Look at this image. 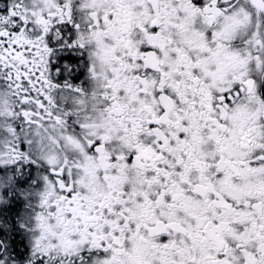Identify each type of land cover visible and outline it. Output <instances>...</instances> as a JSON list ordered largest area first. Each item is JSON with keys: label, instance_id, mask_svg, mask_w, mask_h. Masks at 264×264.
Returning <instances> with one entry per match:
<instances>
[{"label": "snow or ice", "instance_id": "6c2138e0", "mask_svg": "<svg viewBox=\"0 0 264 264\" xmlns=\"http://www.w3.org/2000/svg\"><path fill=\"white\" fill-rule=\"evenodd\" d=\"M0 264H264V0H0Z\"/></svg>", "mask_w": 264, "mask_h": 264}]
</instances>
